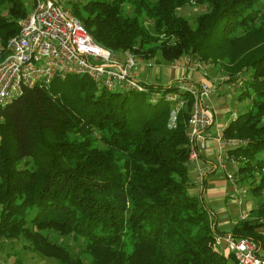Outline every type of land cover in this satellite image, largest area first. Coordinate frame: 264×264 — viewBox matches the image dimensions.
I'll list each match as a JSON object with an SVG mask.
<instances>
[{"label":"trees","instance_id":"16d2710c","mask_svg":"<svg viewBox=\"0 0 264 264\" xmlns=\"http://www.w3.org/2000/svg\"><path fill=\"white\" fill-rule=\"evenodd\" d=\"M190 1L205 6L193 24L177 13ZM258 1L69 3L94 41L118 55L129 49L140 58L159 52L167 59L185 54L219 61L230 81L248 71L246 89L237 96H248V107L234 113L223 134L241 137L225 151L239 163L237 170L256 173L257 192L264 186V18L255 14ZM4 3L0 44L27 11L22 0ZM174 80L120 91L85 74L54 76L0 106V238L21 236L24 246L58 264H239L213 245L216 234L230 232L253 238L264 258V198L252 216L222 230L203 197L187 190L186 107L168 126L169 103L149 98L152 89L177 90ZM44 228L82 238L88 262L49 240Z\"/></svg>","mask_w":264,"mask_h":264},{"label":"built area","instance_id":"2783aa9c","mask_svg":"<svg viewBox=\"0 0 264 264\" xmlns=\"http://www.w3.org/2000/svg\"><path fill=\"white\" fill-rule=\"evenodd\" d=\"M16 24L17 31L0 44V106L27 87L47 84L54 76L68 74H85L107 90L147 89L144 84L147 82L136 73L140 59L128 50L118 55L94 41L81 21L59 0H32L29 10L16 18ZM189 63L193 64L188 56L184 57L183 68L192 69ZM145 65L151 66L153 62L145 60ZM169 67L179 66L173 62ZM174 81L177 90L162 93L159 89H152L149 98L162 97L169 103V126H174L178 112L186 107V161L193 171L190 185L193 193L202 197L208 172L211 169L225 170V162L234 165L235 160L225 149L240 140L226 137L223 127L210 129L213 110L203 99L213 90L210 81L203 77L191 79L183 73ZM210 143L214 155L207 158L205 151ZM226 176L231 178L232 173L226 172ZM218 242L224 243L239 264H264L258 244L247 236L235 237L225 232L214 236L215 248H218Z\"/></svg>","mask_w":264,"mask_h":264},{"label":"rangeland","instance_id":"374dc122","mask_svg":"<svg viewBox=\"0 0 264 264\" xmlns=\"http://www.w3.org/2000/svg\"><path fill=\"white\" fill-rule=\"evenodd\" d=\"M22 1L25 9L29 10L32 0ZM59 1L69 9V3L73 0ZM74 1L84 2L85 0ZM255 5L259 9L258 12H255L257 18H264V0L256 2ZM0 9L2 13L7 16L6 3L0 4ZM204 9L205 6L203 4L190 1L188 4L179 7L177 13L186 16L189 24H193L197 13ZM144 23L146 24L145 21ZM127 50L133 52L140 59V63L136 66V73L145 82L164 81L167 77V80H174L176 77L174 78L171 74L173 75L175 71L181 74L183 73L185 76L190 75L189 78L191 79L203 77L210 81L213 85V90L208 96L203 97L204 102L213 110L214 120L210 125V129L223 127L227 121L234 116V113L236 114L248 107L250 101L248 96L244 95L242 98L237 97L241 89H246V86L244 87L243 84L248 76V71H241L238 73V79L236 78L230 81L228 71L223 69L219 61L202 60L198 59L196 56H192L190 59L193 64L189 63L192 67L191 69L190 67L183 68L184 57L187 56L185 54L175 59H167L161 56L159 52H153L140 58L136 52L129 49ZM145 60L152 61L153 65L146 66ZM173 62L179 66L177 69L169 67L170 63ZM165 69H169L168 74L167 71L165 72ZM202 72H205V74H202ZM229 136L241 139L238 135L232 134ZM213 155L214 154H212V156ZM238 165L239 163L237 161H234V165L225 162V170L211 169L207 174L208 180L203 190L204 198L211 207L212 214L213 211L216 213L217 228L222 230H227L234 221L241 217L252 216L250 211L256 210L263 204L264 186L258 192L252 189L255 184H261L256 173L249 174L248 170H237ZM187 170L188 178L186 181V188L190 191L189 185L193 178V171L189 163H187ZM226 172L232 173L231 178L226 176ZM253 172L256 171L253 170ZM262 214L264 213H261L259 218H262ZM259 229L264 232V226L259 227ZM40 231L49 240L69 248L75 255L80 257L83 263L88 262L89 255L83 250L84 240L82 238L77 239L71 234H63L52 228H44ZM251 239L254 240L253 238ZM24 241L25 239L21 236L0 238V264H58L54 257L44 255L41 251H36L28 248V246H24ZM218 243L216 247L227 255L229 250L224 243ZM259 250L263 253L261 247Z\"/></svg>","mask_w":264,"mask_h":264},{"label":"crops","instance_id":"0c3cea01","mask_svg":"<svg viewBox=\"0 0 264 264\" xmlns=\"http://www.w3.org/2000/svg\"><path fill=\"white\" fill-rule=\"evenodd\" d=\"M171 68V67H170ZM173 69H177V68H173ZM167 71V74L169 73V69L167 70V69H165V72ZM179 74H181V73H179V72H174L173 73V75L171 74V76H174V78L176 77H179L180 75ZM164 76H167V75H164ZM163 76V77H164ZM190 76V75H189ZM175 78V79H176ZM168 79V77L164 80V81H159V82H161V83H166L167 81H169V80H167ZM212 143H210V145H209V147L206 149V153H205V157H207V158H211L212 157V154H211V150H212ZM207 178L205 179V182H204V188H205V185H206V182H207ZM189 187H190V193H193V186L192 185H189ZM194 194V193H193ZM202 197H203V199H204V201H205V203L207 204V206L209 207V209H211V207L208 205V203H207V201L205 200V198H204V192H203V194H202ZM212 210V209H211ZM213 219H214V222H215V225L217 226V223H216V213L213 211ZM220 226V225H219ZM218 226V227H219ZM220 229V228H219Z\"/></svg>","mask_w":264,"mask_h":264}]
</instances>
